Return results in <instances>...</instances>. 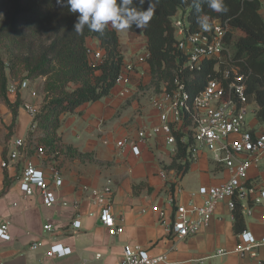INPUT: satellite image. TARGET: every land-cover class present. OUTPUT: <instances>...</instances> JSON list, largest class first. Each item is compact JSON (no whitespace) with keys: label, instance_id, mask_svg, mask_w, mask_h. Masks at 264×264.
<instances>
[{"label":"crops","instance_id":"crops-1","mask_svg":"<svg viewBox=\"0 0 264 264\" xmlns=\"http://www.w3.org/2000/svg\"><path fill=\"white\" fill-rule=\"evenodd\" d=\"M261 14L264 16V0ZM113 29V28H112ZM115 30V29H114ZM124 56L130 63L147 50V37L143 30L117 31ZM88 44L100 49V41L90 37ZM124 87L131 93L122 95ZM164 89H156L151 82L150 66L143 63L127 74L123 84L112 87L105 97L87 102L61 117V124L54 132L56 140L47 144L40 140L42 131L30 130L31 117L22 104L14 116L10 107L0 101V222L9 225L11 238H0V264H117L126 244L138 245L151 254H167L161 264H264V246L256 256L231 252L217 254L221 248L232 250L239 241L238 233L253 232L258 238L264 235V205H253L252 213L243 202V228L237 230L235 212L225 202L217 204L210 224L196 234L178 238L167 232L160 222L155 204L164 207L172 216L169 199L173 186L160 171L170 165L175 157L173 146L159 135L140 144L141 153L131 148H120L117 141L135 137L138 129L158 123L159 113L154 106ZM23 101H35L28 90L19 94ZM14 101V97H9ZM256 119L251 115L250 119ZM23 139L27 145L21 156L10 160L14 141ZM44 144L48 157L41 159L35 147ZM56 153V156H54ZM31 160L50 176V163L56 164L63 180L57 186L51 181L58 201L44 205L39 189L26 195L22 178L26 162ZM3 161L8 162L3 166ZM264 174V159L260 166L252 167L249 178L257 181ZM231 172L212 158L211 151L203 146L192 161L189 170L181 175L178 183L182 191L175 197L187 204L193 200L201 204L198 194L202 185H215L226 181ZM112 181V208L117 223L124 231L112 234L100 220V206L95 204L84 186L102 187ZM79 202V209L73 204ZM81 226L72 225L74 219ZM49 222L52 230L44 228ZM58 242L72 248L65 257H49L50 245ZM33 244H37L33 248ZM100 254V256H98Z\"/></svg>","mask_w":264,"mask_h":264},{"label":"built area","instance_id":"built-area-1","mask_svg":"<svg viewBox=\"0 0 264 264\" xmlns=\"http://www.w3.org/2000/svg\"><path fill=\"white\" fill-rule=\"evenodd\" d=\"M186 11L173 17V27L176 36L175 46L178 51L177 65L174 72L172 87L164 89L160 97L154 100V106L159 113V121L152 126H144L136 132L135 137L123 138L117 141V146L131 148L134 154L141 153L140 144L153 137L162 135L167 144L173 146V153H178L179 140L187 143L189 137L193 143L188 148L192 161L196 159L201 147H207L212 158L222 163L231 172L230 177L215 185H202L198 194L204 200L201 204L193 200L187 204L180 202L177 197L182 191L179 186L181 173L173 168V177L168 181L174 189L169 199L172 206V216L168 215L166 208L158 204L152 206L160 217V222L165 225L167 232L178 238L196 234L201 228L210 224L217 204L225 202L235 210L239 203L248 202L246 211L252 213L253 205H264V174L252 181L249 173L252 167H258L264 159V120L258 117L259 106L251 100L247 93L249 73L241 64L234 60V47L227 35L231 32L227 22L219 19L210 20L208 31L201 29L191 31L186 18ZM92 66L103 62L105 54L102 48L88 46ZM150 56L148 50L136 56L130 63H125L119 72L115 85L123 84L127 74L134 71L138 65L147 62ZM214 60L211 73L206 81L195 83L194 80L204 70L206 61ZM197 84L195 88L191 84ZM28 90L30 97L35 101H23L22 106L31 117L30 130L38 129L36 116L40 109L41 100L32 81L23 79L10 82L7 93L9 97L16 98L21 91ZM131 93L130 87H124L122 95ZM256 117L251 121L250 117ZM14 148L9 154L10 160L21 156V149L27 145L23 139L14 142ZM36 155L41 159L48 157L49 151L44 144L35 147ZM56 156V153L55 155ZM3 161L2 165L7 166ZM50 176L47 177L31 160L26 162L22 178L26 195L33 194V186L39 189L44 205L52 206L57 203V194L51 186V181L57 186L63 180L56 164L50 163ZM171 169L163 168L160 175L169 179ZM84 191L90 193L92 201L100 206V220L112 234L124 231L113 215L112 208V181L109 180L102 187L84 186ZM74 209H79V202L73 204ZM264 216V214H263ZM72 225L81 226V220L76 218ZM44 228L52 230V225L47 222ZM239 241L232 250L221 248L217 254L239 253L241 255L256 256L258 249L264 246V235L258 238L253 232L243 230L238 233ZM0 238L9 240L11 234L9 225L0 222ZM33 248L37 244H33ZM72 253L70 246L58 242L50 245L47 250L49 257H65ZM100 256V254H98ZM168 260L167 254H151L148 250L138 246L126 244L123 254L117 264H161ZM76 264H87L85 261Z\"/></svg>","mask_w":264,"mask_h":264},{"label":"trees","instance_id":"trees-1","mask_svg":"<svg viewBox=\"0 0 264 264\" xmlns=\"http://www.w3.org/2000/svg\"><path fill=\"white\" fill-rule=\"evenodd\" d=\"M226 13L211 11L202 5V14L210 20L227 22L231 28L227 39L234 47V60L249 73L247 93L259 106L258 117L264 120V16L261 0H225ZM147 7V4L144 5ZM179 10L186 11L191 31L200 29L196 22L197 13L189 0H158L153 18L143 29L147 37L150 56L152 85L159 89L172 87L177 65L178 51L172 24ZM78 13H72L66 4L58 0H0V101L8 105L14 116L23 100L18 94L12 101L7 93L10 73L25 70L24 79L30 81L44 77V100L36 116L38 129L43 140L53 144L55 131L61 117L87 102L97 101L108 95L124 63V56L117 32L110 26L101 35L84 30L83 35L74 32ZM130 31H137L134 26ZM238 38L233 40L234 33ZM96 37L104 51L102 63L92 66L88 53V39ZM4 53L8 54L6 61ZM214 60L208 59L204 70L194 80L202 85L211 73ZM23 80V78H22ZM191 84L195 88L197 84ZM193 143L178 142V153L167 168H176L182 175L192 163L188 148ZM243 209L239 203L234 210L237 230L243 228Z\"/></svg>","mask_w":264,"mask_h":264},{"label":"clouds","instance_id":"clouds-1","mask_svg":"<svg viewBox=\"0 0 264 264\" xmlns=\"http://www.w3.org/2000/svg\"><path fill=\"white\" fill-rule=\"evenodd\" d=\"M188 3L189 0H184ZM197 13L196 22L200 29L208 31L210 17L203 12L202 5L216 13H226L225 0H190ZM66 4L69 11L78 13L74 32L83 35L85 28L101 35L110 26L117 31H126L133 26L143 30L154 16L158 0H58ZM147 4L145 8L144 5Z\"/></svg>","mask_w":264,"mask_h":264},{"label":"rangeland","instance_id":"rangeland-1","mask_svg":"<svg viewBox=\"0 0 264 264\" xmlns=\"http://www.w3.org/2000/svg\"><path fill=\"white\" fill-rule=\"evenodd\" d=\"M183 11L182 10H179L178 12V15H182ZM238 38V33L235 32L234 33V36H233V40L234 39H237ZM4 58L6 61L9 60V57H8V54L7 53H4ZM7 73H8V84L10 82H15V81H20L22 80V78L24 79V77L27 76V72L25 70H20L18 72H15V73H10L9 72V69H7ZM44 81H45V78L44 77H40V78H37L35 80H32L33 84L35 85L36 89H37V92H38V95L40 96L39 100H41L40 102L43 103V100H44V94H43V84H44ZM15 100V99H14ZM39 113V112H38Z\"/></svg>","mask_w":264,"mask_h":264}]
</instances>
